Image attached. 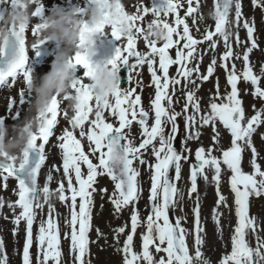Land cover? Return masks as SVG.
<instances>
[{
  "label": "snow or ice",
  "instance_id": "1",
  "mask_svg": "<svg viewBox=\"0 0 264 264\" xmlns=\"http://www.w3.org/2000/svg\"><path fill=\"white\" fill-rule=\"evenodd\" d=\"M188 8L186 16L192 17L196 22L193 13L198 11L193 7V0H187ZM136 5V0H130L128 7ZM254 7L264 9V0H253ZM182 4L178 0H151L150 5L146 3L143 14L134 17L144 21L149 15L150 9L157 17L163 13L164 17L175 14V26L171 23H164L168 30L169 38L162 46L158 47L154 42H148L143 39L148 52L137 51L138 39L129 37L123 50L119 48L115 57L109 61L113 67L118 70L122 66L128 68V83L125 86L127 91L118 93L114 102L109 105H103V111L93 113L94 106L100 108V102L94 100L92 85L88 82L92 76V64L85 56L77 55L75 63L82 69L81 79L77 81L76 90L80 94L79 111L73 120L68 121L69 126L60 130L58 135V147L62 150V170L60 168H49L45 174L46 180H54L53 171L60 173L66 178L67 189L70 190V198L65 196V184L63 179L59 182L58 192L59 200L66 202L70 210L69 217L65 219L66 227L70 231L64 233V239L70 241V255L74 264H87L85 257L89 254V237L88 233L92 228V208L94 206L93 194L97 191L95 185L98 183L99 176H107L114 183V191L109 197L110 203L113 204L116 214L130 205L137 204L142 195L143 189L140 186L139 177L141 172L139 166L147 165L150 176V190L148 215L146 220L142 221L139 210L134 208L131 214V233L127 235L126 241L122 248L124 264H193L192 257L189 254V248L186 245V230L181 227V218H176L175 223L170 220V211L175 208L178 200L183 201V193L178 189L177 182L181 179V161L188 162L191 156V149L185 147L184 151H178L174 146L176 141L179 123L178 118L183 117L185 121L186 137L183 143L186 145L188 140L199 139L202 132L201 128L210 126L213 129L214 147L205 149L199 147L195 152V162L190 164V189L188 192L191 199L192 194L196 193V207L193 209L196 222L195 256L201 257L200 245L202 243L199 235L200 228V205L197 181L198 178L208 180L206 169L213 171V180L217 187V207L221 204L227 206L226 197L220 193L219 185L221 182L222 165L230 170V187L235 194L236 214L238 216V226L235 227V235L231 238L232 250L230 255L223 257V264H264V239L256 236V247L250 246L246 235L256 233L254 219L249 215V198L253 195L260 197L264 195V170L256 162L258 156L257 149L252 143V137L257 129L264 125V108L257 110L253 105L254 115L246 118L243 101L239 98L237 88L240 76L236 74V66L233 62L229 68V62L241 59L245 64L243 79L254 85V98L264 100V88L260 86L258 78L250 66L249 54L259 47L254 36L256 31L255 20L253 18L250 24L248 19L243 16L242 0H216L214 11V30L210 26L203 33L202 40L195 39L190 34L189 25L185 19L180 17L178 11ZM235 7V39L237 45H245L246 51L242 55L234 53L230 36L232 35L227 26L232 23L229 20L230 10ZM202 20L203 18L200 17ZM167 20V19H166ZM159 23V19L154 21ZM242 22V25H241ZM183 26L182 32L178 31ZM246 29L248 41H241L239 38L240 27ZM86 30L87 26H86ZM143 29L137 30L138 34ZM113 35L120 40L118 33ZM174 35L176 39H174ZM222 37L225 51L222 53L221 66L227 73V81L231 91L226 96H221L219 92V83L217 78L216 94L210 98L208 111H202L200 98L196 92L200 88L197 79L205 82L215 71L216 59L213 58L207 68V73H200L199 63L189 67L197 60L194 53L197 52V45L204 41L209 42V48L215 50L219 40L214 37ZM184 41L182 46L180 42ZM22 46L16 55V58L10 63L6 71L0 70V86L17 85L20 81H8L9 77H15L18 71L24 69L28 60V49ZM175 48L176 58L169 55V50ZM159 57V68L156 69V57ZM130 58H135V63H130ZM199 59L202 61L203 57ZM147 64L151 73V82L155 84V98H150V107L146 110L141 106V96L136 93V87H129L132 81V74L137 72V67H143ZM171 65H179L176 76L169 79V68ZM162 70L163 77L157 74ZM196 79H193V76ZM87 78V79H85ZM184 80L183 88L187 89L188 85H193V89L185 92V102L180 111L173 107V96L178 90L176 86L181 85ZM24 82L30 83V73H23ZM163 80V82H162ZM7 82V83H6ZM172 85V93L169 94V87ZM139 86V82H137ZM19 94L23 92L19 90ZM164 101L167 102L165 106ZM216 101H221L217 103ZM9 104L6 108L10 107ZM189 108L192 109L189 112ZM171 109V111H169ZM50 118L47 126L41 129L39 137H34L32 151L30 154L31 166L25 172L17 173L13 168L8 167L0 171L3 179L7 181L14 177L18 181V201L17 205L22 211L15 216L13 223V235L18 232L21 221L26 224L25 244L22 250V264H33L30 249L33 245V225L36 221V209L43 211L44 204H48L47 218H41L38 233L36 235V264H61V237L58 222V213H55L54 206L50 199L44 200L43 203L37 202L39 196L38 177L41 174L42 166L45 165L48 156L46 155V145H50V137L54 129L58 127V116H60V106L57 101H53L50 108ZM150 112H154V122L149 124ZM107 114V115H106ZM90 115L94 118L90 119ZM131 117V119H129ZM64 118V114L63 117ZM115 118L118 120V126L114 122H107ZM66 120V119H65ZM134 121L138 122L142 129V141L135 145L134 140L129 138L125 129L131 128ZM3 118H0V123ZM220 123L230 133V147L227 150L220 148L221 156L212 155L216 150L215 145L219 144L220 132L217 129V123ZM78 130V131H77ZM79 137V138H78ZM264 139V133L261 134ZM86 141L87 151L85 144ZM38 141H42L38 143ZM158 145V146H157ZM247 146L252 152L253 174H246L242 171L241 161L244 147ZM143 150V151H142ZM154 158V163L145 159L148 151ZM33 153H35L34 162ZM187 153V154H185ZM98 161V162H94ZM86 166V170H82ZM174 169V177L170 176V170ZM74 174V176H73ZM259 177V179L257 178ZM75 181V184H74ZM39 188H41L39 186ZM45 194L49 193V186L46 183L42 187ZM102 197L107 194V188L99 189ZM79 198V203H78ZM0 207L3 202L0 201ZM10 207H15L10 205ZM78 209V210H77ZM219 215V213H217ZM146 226V232L142 233V253L133 250V236L137 228L141 225ZM127 225L115 230L117 242L119 234L125 232ZM98 237L103 235L99 228L96 229ZM166 245V246H165ZM150 246H154L156 253H166V258L161 256L156 259ZM0 264H8V256L5 251V245L0 238ZM207 264V262H205Z\"/></svg>",
  "mask_w": 264,
  "mask_h": 264
},
{
  "label": "clouds",
  "instance_id": "2",
  "mask_svg": "<svg viewBox=\"0 0 264 264\" xmlns=\"http://www.w3.org/2000/svg\"><path fill=\"white\" fill-rule=\"evenodd\" d=\"M178 3L181 4V0ZM145 5V0H136L135 11H132L125 0H81L71 6L57 5L45 13L44 0H0V56L6 55L14 44L19 52L21 42L28 50H39L48 44L57 46L51 70L43 76L30 74L25 91L34 99L24 118L12 125L0 123V171L11 167L20 173L30 168L33 139L47 126L54 100L64 119L73 120L80 106L76 87L82 69L75 63L78 54L87 57L92 64L88 82L92 85L94 101L98 100L101 105L100 108L94 106L93 113L102 112L105 103L111 105L118 93L127 91L122 87L119 70L109 61L96 58L100 46L115 37L114 32L120 36L121 50L129 37L156 44L168 40V30L163 26L168 21L163 13L157 17L150 9L151 20L133 19L143 14ZM157 19L159 23L154 22ZM140 28L143 31L138 34ZM38 190V203L41 198L43 201L52 199L50 191L45 194L39 186Z\"/></svg>",
  "mask_w": 264,
  "mask_h": 264
},
{
  "label": "rangeland",
  "instance_id": "3",
  "mask_svg": "<svg viewBox=\"0 0 264 264\" xmlns=\"http://www.w3.org/2000/svg\"><path fill=\"white\" fill-rule=\"evenodd\" d=\"M125 2L128 5L130 0H125ZM129 8L132 10V6ZM243 16L248 19L250 24L254 18L256 28L255 34L264 36V9L254 7L253 0H247V6L244 9ZM139 50L146 52L147 48L139 46ZM132 63H135V59H133ZM143 67L148 66L145 64ZM254 69L258 70L264 79V63L254 66ZM256 149L258 153L256 162L264 170V144L256 147ZM246 154L247 160L251 164L250 167L253 168L251 163L252 152L250 148H248ZM221 176L224 178L226 176L227 184H229L227 168L224 165H222ZM215 185V183L208 185L204 192L199 194L201 228L199 235L202 239V243L199 246L201 250V257L199 258L195 256V250L197 248V245L195 244L197 226L193 209L196 207V198L193 202L183 198V201H178L177 203L176 218L183 217V219H181V226L185 228L187 233L186 236L193 264H205V262H207V264H223V257L225 255H230L232 250L231 238L235 235V227L238 226L235 194L231 190L230 186L225 185L222 188V183H220L219 187L222 189H219V191L226 197L227 206L221 204L217 207L218 195L217 190H215ZM8 187L9 186L5 187L0 181V195L8 197L6 194ZM104 188H107V194L103 195L102 201H96V205L92 208V229L88 235L89 254L87 255V260L91 261L96 259V264H124L123 253L121 250L126 241L127 235L132 234L130 215L132 214L134 208L137 209V205L139 203L140 218L142 221L146 220L145 209H147L148 204L142 199L143 195L137 204L130 205L129 207L123 209L119 214H116L113 204L109 201V197L114 191L112 182L109 181L108 184H105ZM181 192L183 193V197L187 195L185 190H181ZM204 195H210V197L206 200L200 201ZM250 202H253L252 196L250 197ZM51 204L54 206L55 213L59 214L57 219L59 222L60 237L63 239L64 233L66 231H70L65 224V219L69 217L70 212L66 214V208H68L66 202L58 200L55 195L52 196ZM10 205L15 206L11 202L8 204L3 203V207H0V216L3 214L12 215L16 212L17 207H10ZM6 207H8V210L5 211ZM253 211L256 212L250 213L249 215L254 219L257 231L254 234L246 235V240H248L251 247L255 248L257 243L256 236L258 235L264 239V209H262V207H258L257 209H253ZM36 212V218L39 221L41 218L46 219L48 214V205L44 207L43 211L36 209ZM217 213H219V215H217ZM0 222H2V219H0ZM10 225L15 224L11 223ZM125 225H127L125 232L119 234V241L117 242L115 230ZM97 228H99L103 235L98 237L96 231ZM145 232L146 226L142 224L137 228V232L133 236V250L137 253H142V233ZM2 239L4 240L5 250L14 242V237L10 235L7 230H3ZM67 240L68 239H64L63 241V249H65L63 263L65 264H69V259L66 253ZM139 246L141 247V250L139 249ZM150 250L153 254L155 253L154 246H150ZM50 264H54V262H51Z\"/></svg>",
  "mask_w": 264,
  "mask_h": 264
}]
</instances>
